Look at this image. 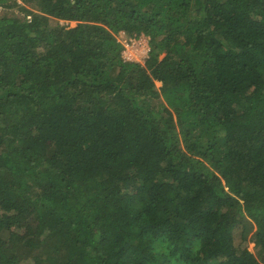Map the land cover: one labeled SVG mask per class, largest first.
<instances>
[{"label": "trees", "instance_id": "1", "mask_svg": "<svg viewBox=\"0 0 264 264\" xmlns=\"http://www.w3.org/2000/svg\"><path fill=\"white\" fill-rule=\"evenodd\" d=\"M0 0V264H264V0ZM144 35V64L118 35Z\"/></svg>", "mask_w": 264, "mask_h": 264}, {"label": "rangeland", "instance_id": "2", "mask_svg": "<svg viewBox=\"0 0 264 264\" xmlns=\"http://www.w3.org/2000/svg\"><path fill=\"white\" fill-rule=\"evenodd\" d=\"M20 2V4H22L23 6H25L27 9H33L32 6H29L28 4H24L22 2V0H18ZM33 11H37L35 9H33ZM13 13H15L16 16L23 18L24 17V13H21L18 9H14V10H9V9H0V17L2 16H6L11 15ZM129 40H134L137 44V49H138V54H140L144 60H142V62H140V64L143 65L145 59L148 57L149 51H150V46H149V38L145 37L144 35L139 36V37H127L126 34H120L118 35V41L121 44H126ZM148 51V53H146Z\"/></svg>", "mask_w": 264, "mask_h": 264}, {"label": "built area", "instance_id": "3", "mask_svg": "<svg viewBox=\"0 0 264 264\" xmlns=\"http://www.w3.org/2000/svg\"><path fill=\"white\" fill-rule=\"evenodd\" d=\"M123 45V44H122ZM137 44L134 40H129L123 45L122 57L126 62L130 63H140L144 58L138 54ZM148 53V51L146 52Z\"/></svg>", "mask_w": 264, "mask_h": 264}, {"label": "clouds", "instance_id": "4", "mask_svg": "<svg viewBox=\"0 0 264 264\" xmlns=\"http://www.w3.org/2000/svg\"><path fill=\"white\" fill-rule=\"evenodd\" d=\"M150 52V51H149ZM138 64H140L139 62H138ZM144 64V63H143Z\"/></svg>", "mask_w": 264, "mask_h": 264}]
</instances>
